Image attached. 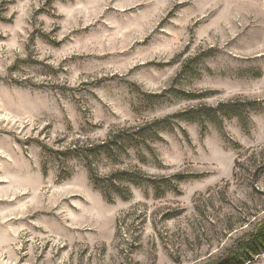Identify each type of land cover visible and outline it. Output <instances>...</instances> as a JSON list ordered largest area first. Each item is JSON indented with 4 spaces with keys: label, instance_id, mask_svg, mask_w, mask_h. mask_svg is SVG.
I'll return each instance as SVG.
<instances>
[{
    "label": "rangeland",
    "instance_id": "374dc122",
    "mask_svg": "<svg viewBox=\"0 0 264 264\" xmlns=\"http://www.w3.org/2000/svg\"><path fill=\"white\" fill-rule=\"evenodd\" d=\"M157 120L107 199L72 149ZM262 218L264 0H0V264H217Z\"/></svg>",
    "mask_w": 264,
    "mask_h": 264
},
{
    "label": "trees",
    "instance_id": "16d2710c",
    "mask_svg": "<svg viewBox=\"0 0 264 264\" xmlns=\"http://www.w3.org/2000/svg\"><path fill=\"white\" fill-rule=\"evenodd\" d=\"M246 106H250V108H255L258 104L256 101H251L248 100L244 103ZM242 104V106L234 104L232 102H227V103H218L215 107L211 106H201L203 108L201 109H188L182 113H179L177 116L180 118H183L187 121H199L202 120L201 118H205L210 122H217L220 121L223 118H229V117H242L241 112L245 111V105ZM240 106V107H239ZM165 120V119H164ZM161 120H157L152 122L150 125H145L143 127H137V129H123L120 134L117 135V137H112L109 136L106 141L102 143H97V144H90L89 146H81L77 145L75 146L72 151L76 152L77 154L75 157L77 159H81L91 176V180L96 186H100V190L102 191L103 195L107 198L110 199L111 193L116 190L120 193L119 189V184L116 182H124L125 184L127 183H132V184H141L143 182H148L145 175L137 171L136 173H131V172H125L121 171L116 174H114V177L111 178H105L107 181L104 185V180L103 178H97L94 176V169L92 168L93 161L97 157H101L102 155L105 156H112V150H115L116 153H120L121 151L125 150L126 148V143L130 144H139V142H144L146 138V134L148 131L153 127H158L155 129L157 132L158 130H162L166 127H159L158 124L160 123ZM163 122V121H162ZM153 130V129H152ZM123 137L124 141L121 142L120 144H117V138ZM138 138V139H136ZM70 150V149H68ZM177 180H183L185 176L183 175H177L175 176ZM163 182L168 184V180ZM103 182V183H102ZM155 189L157 187H154ZM128 192V190H126ZM126 193V197H127ZM264 249V218L261 220L257 221L256 224L253 226L252 230L249 232L244 233L239 239L235 241L233 246L228 249L225 252L224 259L220 263L217 264H239L240 257L238 255H241L243 257H249L250 254L256 253L258 251H262ZM264 252V250H263ZM247 254V255H246ZM246 255V256H245Z\"/></svg>",
    "mask_w": 264,
    "mask_h": 264
}]
</instances>
